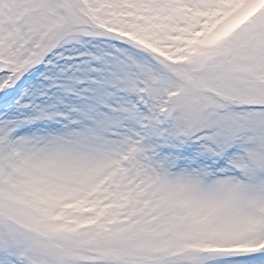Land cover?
Listing matches in <instances>:
<instances>
[{
    "label": "snow or ice",
    "instance_id": "snow-or-ice-1",
    "mask_svg": "<svg viewBox=\"0 0 264 264\" xmlns=\"http://www.w3.org/2000/svg\"><path fill=\"white\" fill-rule=\"evenodd\" d=\"M0 264H264V0H0Z\"/></svg>",
    "mask_w": 264,
    "mask_h": 264
}]
</instances>
